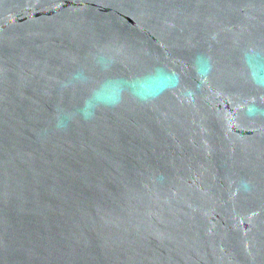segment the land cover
<instances>
[{"label":"water","instance_id":"water-1","mask_svg":"<svg viewBox=\"0 0 264 264\" xmlns=\"http://www.w3.org/2000/svg\"><path fill=\"white\" fill-rule=\"evenodd\" d=\"M0 264H264V0H0Z\"/></svg>","mask_w":264,"mask_h":264}]
</instances>
